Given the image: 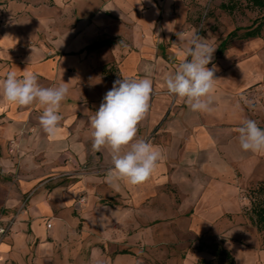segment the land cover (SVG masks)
<instances>
[{
  "label": "crops",
  "instance_id": "1",
  "mask_svg": "<svg viewBox=\"0 0 264 264\" xmlns=\"http://www.w3.org/2000/svg\"><path fill=\"white\" fill-rule=\"evenodd\" d=\"M57 1L72 4V14L79 16L74 17V27H60L53 47L28 44L36 23L26 12L14 15L9 6L8 13L0 16V79L9 72L18 77L32 72L41 86L57 87L64 82L69 87L55 138L40 125L41 105L18 106L0 98V165L8 163L6 143L16 139L10 163L19 165L22 193L45 178L59 181L30 197L28 212L0 242V264H49L56 245L65 254L79 257L86 249L93 261L106 259L119 248L113 264H129L126 250L131 245V228L173 221L184 212L188 213L186 227L195 235H206L236 202L241 181L264 179V152L243 151L237 132L249 119L264 130V100L253 107L245 98L246 90L264 81L260 36L234 38L221 51L219 44L228 32L215 45L207 66L218 68L212 111L192 112L183 100L168 93L163 80L165 72H173L189 58V42L197 35L193 25L184 22L181 0ZM171 7L175 14L170 15ZM126 22L133 23L132 27ZM49 24L45 26L51 42ZM96 26L106 29L99 39L81 33L84 27L87 36ZM158 34L161 39L155 45ZM98 41L104 44L87 50ZM49 51L54 56H48ZM146 65L151 66L150 73H145ZM146 75L154 90L136 138L157 146L163 158L146 183L129 187L121 181L116 190L106 181L111 166L108 152L92 149L88 118L99 109L116 79ZM8 204L13 206L12 201ZM94 212L100 213L98 219H93ZM1 226L7 227L6 221Z\"/></svg>",
  "mask_w": 264,
  "mask_h": 264
},
{
  "label": "rangeland",
  "instance_id": "2",
  "mask_svg": "<svg viewBox=\"0 0 264 264\" xmlns=\"http://www.w3.org/2000/svg\"><path fill=\"white\" fill-rule=\"evenodd\" d=\"M181 1V10L185 13V24L193 25L197 35L209 39L212 47H215L235 27H240L238 34H242L254 19L264 13L262 10L250 6L247 0ZM221 3H234L236 8L232 13H228L220 9L219 5ZM9 6L15 12L14 15L26 12L35 19L32 22L36 23V33L30 36V40H28V44L35 46L45 43V45L53 47V41L60 37L57 33L61 30L60 27L62 25L68 28L74 27L76 25L74 17L79 16L76 12L72 14V4L59 3L57 0L56 2L54 0H2L0 3V16L4 12L8 13ZM174 7H171L170 15L175 14ZM160 8L163 13L165 11L163 3H161ZM69 17L71 18L69 19ZM63 19H65V22ZM45 23H50L51 42H49L46 34L48 29ZM132 24L126 22L128 27H132ZM161 26L160 21L156 26L157 30H160ZM86 30L83 27L81 33L84 37L90 39H99L106 33L105 28L96 26L86 36ZM260 38L257 43H264V27ZM160 39L158 34L154 39L155 45L159 43ZM173 42L172 39L170 43ZM232 42L233 39L227 47ZM242 42L239 41L238 43ZM47 55L54 56V52L49 51ZM111 66L114 69V65L111 64ZM113 75L116 74L113 72ZM245 98L249 100L250 105L253 107L258 103H262L264 100V81L246 90ZM16 148V139L8 140L6 143L8 156H5L8 165H0V229L5 228L6 230L4 234H0V242L8 235L10 226L17 223L28 212L30 197L39 189H42L41 187L49 189L59 183L57 178H45L28 192L22 193V190L18 188L20 181L17 169L19 165L16 162L10 163V159L13 157L12 152ZM261 181H264V179L241 181V184L237 187L236 202H232V205L227 207L228 210L221 215L220 222H216L204 236L195 235L186 227L188 221L186 218L188 213L186 212L178 213L173 221L164 220L158 225H143L131 228L129 234L131 245L126 250L130 255L129 264H229L228 258L218 252L221 248H225L230 252L235 264H264L263 233L254 225L250 210V191ZM8 201H12L13 206H10ZM93 216V219H98L100 213L94 212ZM3 221H6L7 227L1 226ZM119 251L120 249L116 248L107 254L106 259L93 261L88 257L86 249L79 257L73 253L65 254L56 245L54 258L49 264H109L110 262L113 264V256ZM108 257L111 258L110 262ZM125 264H128V262H125Z\"/></svg>",
  "mask_w": 264,
  "mask_h": 264
},
{
  "label": "clouds",
  "instance_id": "3",
  "mask_svg": "<svg viewBox=\"0 0 264 264\" xmlns=\"http://www.w3.org/2000/svg\"><path fill=\"white\" fill-rule=\"evenodd\" d=\"M177 36L180 38L181 34L177 33ZM189 44V58L181 61L173 72L163 74L164 84L168 93L183 100L192 112H211L218 68L207 66L212 62L216 48L199 35H195ZM144 70L150 73L152 68L146 65ZM153 90V81L147 75L140 79L118 78L105 93L99 109L88 118L92 149L108 152L111 166L106 181L116 190L121 181L129 187L146 183L163 158L157 146L136 138L137 126L149 110ZM68 93V83L44 87L32 72H25L22 77L9 72L0 79V98L4 101L18 106L38 103L43 107L39 122L52 138L59 132L62 119L59 111ZM237 132L243 151L264 152V130L256 121L245 120Z\"/></svg>",
  "mask_w": 264,
  "mask_h": 264
},
{
  "label": "trees",
  "instance_id": "4",
  "mask_svg": "<svg viewBox=\"0 0 264 264\" xmlns=\"http://www.w3.org/2000/svg\"><path fill=\"white\" fill-rule=\"evenodd\" d=\"M2 0H0L1 3ZM248 4L254 8H258L264 12V0H247ZM220 9L226 11L228 13H232L236 5L234 3H221L219 5ZM264 27V13L260 17L253 20L252 24L247 27L242 34H238V31L241 29L240 27H235L232 31H230L224 40H222L219 44V49L224 50L229 42L234 39H247L251 37H258L261 35L262 28ZM104 41L94 42L87 47V50H94L98 47L102 46ZM251 194V213H252V221L256 228L263 233V242H264V181H261L257 184L255 188L250 191ZM220 254L226 256L229 260V264H235L234 259L230 252L221 248L218 251Z\"/></svg>",
  "mask_w": 264,
  "mask_h": 264
},
{
  "label": "built area",
  "instance_id": "5",
  "mask_svg": "<svg viewBox=\"0 0 264 264\" xmlns=\"http://www.w3.org/2000/svg\"><path fill=\"white\" fill-rule=\"evenodd\" d=\"M50 226H51V225H50V224H48V227H50ZM5 231H6V230H5V228H1V229H0V234H1V235H2V234H4V233H5Z\"/></svg>",
  "mask_w": 264,
  "mask_h": 264
}]
</instances>
